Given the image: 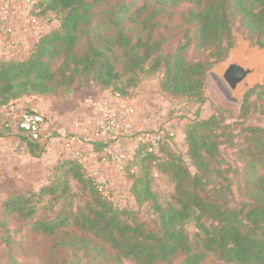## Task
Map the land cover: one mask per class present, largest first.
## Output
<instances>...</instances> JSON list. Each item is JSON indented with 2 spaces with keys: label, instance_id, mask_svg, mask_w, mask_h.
<instances>
[{
  "label": "trees",
  "instance_id": "obj_1",
  "mask_svg": "<svg viewBox=\"0 0 264 264\" xmlns=\"http://www.w3.org/2000/svg\"><path fill=\"white\" fill-rule=\"evenodd\" d=\"M135 2L39 0L35 16L50 27L27 55L0 59V108L28 97L67 94L75 83L129 100V90L143 76L156 73L161 75L159 89L164 94L202 103L208 71L234 45L233 22L250 41L264 47V0H170L172 7L183 2L190 7L181 13L185 28L169 53L163 52L165 33L157 32L156 19L163 7L146 3L136 7ZM56 21L57 27L51 28ZM107 30L112 37L103 34ZM190 47L202 50L203 59L187 60ZM253 97L264 103V79L245 93L237 118L232 107L216 104L209 117L183 126L188 165L173 150L169 137L163 139L157 154L145 147L135 149L121 171L131 181L135 201L150 206L153 224L141 220L134 210L118 207L85 164L66 155L57 168L61 171L58 181L38 191L15 193L3 202L2 241L10 246L6 218L16 217L26 221L32 233L45 237L68 228L92 236L113 252L101 264H173L178 259L181 264H205L208 257L223 264H264V126H242L253 114ZM259 113L264 115V104ZM25 142L31 156L45 151L39 144ZM221 147L237 149L242 164L244 201L237 207H230L225 198L231 189L221 170ZM92 148L99 153L102 146L93 143ZM149 167L174 184L164 207L151 190ZM217 179L227 183L212 182ZM71 181L79 195L72 191ZM77 197L82 203L73 202ZM54 207L51 218H34ZM188 224L195 229L192 236L186 231ZM71 243L72 239L66 240ZM103 256L98 251V257Z\"/></svg>",
  "mask_w": 264,
  "mask_h": 264
},
{
  "label": "rangeland",
  "instance_id": "obj_2",
  "mask_svg": "<svg viewBox=\"0 0 264 264\" xmlns=\"http://www.w3.org/2000/svg\"><path fill=\"white\" fill-rule=\"evenodd\" d=\"M17 1L19 0H16V2ZM144 3L150 7H163L162 14L158 15L156 19L160 23L157 32L158 34L164 32L167 39L166 44L163 46V52H173L185 28L181 13L185 12L190 7L189 4L183 2L177 7H172L170 6V0H165L163 3H157L155 0H136L135 6H142ZM18 6L20 5L16 4L15 6L9 5L4 8L3 2L0 0V33L3 34L5 43L8 42V38L11 39L9 34L4 33L7 27L13 29L15 36V29L11 24V18L14 16L13 13H16L17 10H19L21 15L23 5H21V7ZM15 16H17V14H15ZM57 25V21L53 22L51 28H55ZM134 26L135 25H131V27ZM30 27H33L38 34H42L46 32L50 26L39 22V24ZM176 33L177 35H174ZM103 34L109 37L113 36V32L110 30L105 31ZM233 34L234 45L228 52L226 58L212 66L208 71V79L202 103L189 99H174L161 92L159 89L161 75L159 73L152 76H143L140 83L135 88L129 90L130 99L126 100V102L132 109L130 121L132 123V133L134 136H137L139 132L143 131L151 132L157 129L171 130L173 132V136L171 137L172 148L182 157L185 164L188 165L189 161L186 156V145L182 132L185 124L209 117L213 112V106L216 104L228 106L229 108L232 107L234 110V117H238L239 108L245 93L255 86L263 84L264 67L259 71L255 84H250L244 88L234 100L225 98L220 90L218 78L222 73V69L229 55L232 54L236 48L242 46L243 54L246 56L254 52H264V47L261 48L250 41L246 33L239 28L236 21L233 22ZM135 35L136 34H133V37ZM141 36H144V34H141ZM83 43L84 42L81 41L82 46ZM13 51H16V48H13ZM203 56L204 52L202 50H196L192 47L188 48L185 53V57L189 61L202 60ZM115 68L120 70V64L116 63ZM100 95L101 93L92 85L75 83L73 89L67 94H60L54 97H42L47 107L44 112L47 113L46 111H48L47 114H49L50 111L59 112L60 115L57 116V119L53 118V120L55 119L57 125L62 126L61 113L65 108L63 102H67L70 96L95 102ZM115 100L121 101L109 95L108 102L112 109L113 105H116ZM251 101L252 105L250 110L253 114L249 116L247 121L242 122V126H264V115L259 113V108L264 103L254 99V97ZM74 106L75 105L71 107V110L74 109ZM254 108L257 109L254 111ZM87 117V127L88 130H90L87 132L89 133L95 129L98 122H96L97 118L94 111ZM238 125L239 124L235 126L236 130H238ZM8 135L11 137V141L7 143V147L5 146L2 151L0 149V223L3 219L5 220L2 215V205L7 197L15 193L27 194L29 191H38L42 186L52 181L59 180L61 171L57 168L60 164V159L63 157L60 152H49L46 150V145H44V143L40 145L44 147L45 151L38 154L37 157L31 156L28 153L25 138L20 132L19 134H10V132H8ZM220 150L223 159L221 170L224 176H226V180L230 182L231 189V193H226L225 198L230 207H237L241 204L240 202L244 201L242 195L244 186L242 164L238 160L237 149L221 147ZM134 151L135 149H133V147L131 150H126L125 153L127 158L132 157ZM108 168L109 171L111 169L115 172L113 174H105L97 170L94 174L97 176L101 185L104 186L105 192L112 201L120 208L134 210L141 220L153 224L155 216L152 214L150 206L146 202L138 204L131 195V181L122 174V171H118L113 165L108 166ZM148 170L151 190L155 194L157 202L164 207L171 199V195L174 192V184L169 177L159 173L157 170L151 167H149ZM212 182L216 184L220 182H223V184L227 183L224 179H217ZM70 185L72 191L79 195L80 192L75 182L71 181ZM209 188L212 189L213 187L210 186ZM82 200V198L78 199L77 197L73 202L82 203ZM43 203H46V199L43 200ZM39 208H41L40 205ZM56 210L57 207H54L53 211L48 208L43 209L38 215H35L34 218L38 216L47 219L51 218L53 212ZM6 224L9 229L11 243L9 247H6L1 239L2 231L0 229V264H12L9 259L10 256L18 264H101L107 263V259L105 258L113 254L110 248L103 245L92 236L71 228L65 229V231L53 237H45L40 234L32 233L30 231V225L19 218L8 217L6 218ZM186 231L192 236L195 229L192 224H188L186 226ZM68 239H72V243L69 245L66 244V240ZM62 242L65 245H62ZM98 251L104 254L102 258L98 257ZM125 264L134 263L126 262ZM173 264H181V259L176 260ZM205 264L223 263H220L214 257H208Z\"/></svg>",
  "mask_w": 264,
  "mask_h": 264
},
{
  "label": "crops",
  "instance_id": "obj_3",
  "mask_svg": "<svg viewBox=\"0 0 264 264\" xmlns=\"http://www.w3.org/2000/svg\"><path fill=\"white\" fill-rule=\"evenodd\" d=\"M18 7H21V4ZM15 14H17V16H15ZM13 15L14 16L11 18V24L14 26L15 36L13 39L8 38V42L5 43L4 36L0 33V59L27 55L40 36L33 27H30V25L26 23L20 15L19 10H17L16 13H13ZM13 48H16V51H13ZM70 98L67 102H63L65 108L61 113L62 126L57 125V121L55 120L57 119V116L60 115L59 112L50 110L49 114H47L48 111H46L47 113L44 112L47 107L45 106L44 98L42 97L33 96L24 98L11 103L9 106L0 108L1 151L5 146L7 147V143L11 141L8 132H10V134H19L17 129V119L21 111L25 107L33 105L39 108L45 119L44 126L47 139L43 143L46 145V150L49 152H60L63 156H71L75 151H82L85 153L84 164L90 172L94 173L97 172V170H100L105 174H113L115 171L111 169L109 171L108 166H104L98 161L97 152L92 151L90 143L85 140L86 135L88 134L87 131H90L88 130L86 119H88L87 116L94 111L97 118L96 122L99 123L105 111H111L114 113L118 112L121 105L126 101L115 100L116 105H113L112 109L108 102L109 94L107 93H101L95 102L72 96H70ZM73 105H75L73 107L74 109L71 110ZM53 118L55 119L53 120Z\"/></svg>",
  "mask_w": 264,
  "mask_h": 264
},
{
  "label": "built area",
  "instance_id": "obj_4",
  "mask_svg": "<svg viewBox=\"0 0 264 264\" xmlns=\"http://www.w3.org/2000/svg\"><path fill=\"white\" fill-rule=\"evenodd\" d=\"M38 1L19 0L16 2V0H2L4 8L9 5H23L21 16L30 26L37 25L40 22L35 16ZM4 33L9 34L13 39L14 31L11 27H7ZM131 114L132 109L127 102L121 105L118 112L105 111L95 129L86 135L85 140L90 143L91 148L93 143L101 144L102 149L101 152L97 153V159L104 166L113 165L118 171H121L124 163L131 158H127L126 150H131L132 147L133 149L145 147L149 153L157 154L163 139L173 136L171 130L164 129H157L151 132L143 131L134 136L130 121ZM44 125L43 114L33 105L25 107L17 119L18 131L28 142L34 144L40 145L47 139ZM123 139L126 140L125 144L122 143ZM92 151H94L93 148ZM84 155L85 153L82 151L72 153V157L82 163L85 160ZM91 173L99 182L97 176L93 172Z\"/></svg>",
  "mask_w": 264,
  "mask_h": 264
},
{
  "label": "water",
  "instance_id": "obj_5",
  "mask_svg": "<svg viewBox=\"0 0 264 264\" xmlns=\"http://www.w3.org/2000/svg\"><path fill=\"white\" fill-rule=\"evenodd\" d=\"M238 48L229 55L218 78L220 90L228 100H234L244 88L255 84L259 71L264 67V52L245 56L237 54Z\"/></svg>",
  "mask_w": 264,
  "mask_h": 264
},
{
  "label": "bare ground",
  "instance_id": "obj_6",
  "mask_svg": "<svg viewBox=\"0 0 264 264\" xmlns=\"http://www.w3.org/2000/svg\"><path fill=\"white\" fill-rule=\"evenodd\" d=\"M237 54L244 55L243 54V47L242 46H239V48L237 49Z\"/></svg>",
  "mask_w": 264,
  "mask_h": 264
}]
</instances>
